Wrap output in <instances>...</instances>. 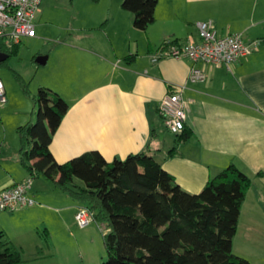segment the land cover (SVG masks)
I'll use <instances>...</instances> for the list:
<instances>
[{
    "label": "crops",
    "instance_id": "crops-1",
    "mask_svg": "<svg viewBox=\"0 0 264 264\" xmlns=\"http://www.w3.org/2000/svg\"><path fill=\"white\" fill-rule=\"evenodd\" d=\"M123 1L104 0L106 10L86 13V25L72 29L66 40L49 37L41 25L42 9L36 21L40 31L20 43L17 57L30 70L19 74L32 94L50 88L70 105L50 151L64 164L91 151L111 162L150 150L182 189L193 194L235 163L252 184L242 205L233 251L250 264H264V0H159L156 20L147 31L134 27V16L122 8ZM203 21L215 22L220 36L242 34L257 41L259 49L230 68L188 59L155 60L165 41L198 40L197 23ZM40 56L47 57L46 64L37 62ZM192 67L204 69L208 79L191 82ZM4 86L0 190L33 179L20 160L17 130L31 119L34 102L22 85L20 89ZM175 88L183 90L186 125L193 135L170 157L176 141L164 135L158 107ZM33 181L30 194L36 204L16 213L0 212V231L22 253L30 248L41 258L54 253L53 230L66 226V213L76 219L84 205L69 202L73 199L55 186L49 205L43 201L48 187H38L36 194ZM50 215L59 222L50 220ZM43 232L49 235L48 243Z\"/></svg>",
    "mask_w": 264,
    "mask_h": 264
},
{
    "label": "trees",
    "instance_id": "trees-1",
    "mask_svg": "<svg viewBox=\"0 0 264 264\" xmlns=\"http://www.w3.org/2000/svg\"><path fill=\"white\" fill-rule=\"evenodd\" d=\"M158 2L124 0L122 8L133 14L135 28L147 31L156 20ZM20 45L8 46L0 38V54L8 55L0 66L9 67ZM16 74L34 102L31 119L17 130L21 163L33 179H46L106 225L104 264H250L233 251L242 205L252 184L251 177L235 163L197 194L183 190L150 150L111 162L91 151L60 164L50 145L70 105L50 88L32 94L29 83ZM160 117L164 130L170 132ZM192 135L187 125L175 134L169 156L174 157L178 146ZM42 236L48 243L49 235L43 232ZM0 264H26L22 251L3 231Z\"/></svg>",
    "mask_w": 264,
    "mask_h": 264
},
{
    "label": "built area",
    "instance_id": "built-area-1",
    "mask_svg": "<svg viewBox=\"0 0 264 264\" xmlns=\"http://www.w3.org/2000/svg\"><path fill=\"white\" fill-rule=\"evenodd\" d=\"M44 0H0V38L8 46L20 44L27 38L37 35L36 21L42 11ZM198 40L189 38L184 42L165 41L155 60L162 58L188 59L194 64L202 62L211 67L230 68L234 63L252 55L259 48L257 41H248L242 34L220 36L215 22L197 23ZM208 73L203 69L192 67L190 81L204 82ZM182 88H175L161 100L158 110L164 117L165 125L172 134L184 131L187 122L186 103L182 97ZM7 102L5 86L0 80V106ZM33 179L15 183L0 190V212L16 213L36 204L30 190ZM92 214L81 207L76 214L80 228L91 223Z\"/></svg>",
    "mask_w": 264,
    "mask_h": 264
},
{
    "label": "rangeland",
    "instance_id": "rangeland-1",
    "mask_svg": "<svg viewBox=\"0 0 264 264\" xmlns=\"http://www.w3.org/2000/svg\"><path fill=\"white\" fill-rule=\"evenodd\" d=\"M41 8L44 11L41 25H44L45 31H49L50 34L48 35L51 39L60 36L62 40L68 39L70 34L74 33L72 29L86 25V13L96 8L106 10L104 0H45ZM38 26L36 24L37 33L41 29ZM46 48L48 49L49 47ZM8 65V68L0 66V76L7 88L11 85L20 89L21 84L17 79L16 72L24 73L27 70L29 71L30 67L17 56H12L8 61ZM163 132L168 139L175 138V134L172 135L168 131ZM78 183L83 185L80 181ZM44 184L48 187L49 191L45 190L47 193H45V200L43 201H47L49 205H53L51 201L55 198L53 193L57 189L53 190L55 189L54 185L48 183L42 177L35 179L34 188L36 194H38L37 189L44 186ZM67 200L74 202L76 205L79 204L70 198ZM66 214V226L61 225V228L54 226V245L56 248L54 253L49 256L42 255L39 258L35 256L32 249L26 248L24 253H22L26 264H104L107 259L104 240L105 233L107 232L106 225L92 219L88 226L80 228L77 225L75 215L71 216L70 212ZM50 217V220L59 222V219L54 220L53 215H50ZM51 223L53 224V222ZM55 224L58 223H54L53 225Z\"/></svg>",
    "mask_w": 264,
    "mask_h": 264
},
{
    "label": "water",
    "instance_id": "water-1",
    "mask_svg": "<svg viewBox=\"0 0 264 264\" xmlns=\"http://www.w3.org/2000/svg\"><path fill=\"white\" fill-rule=\"evenodd\" d=\"M8 58V55L7 54H0V63L5 61L6 59ZM46 60H47V57H43V56H40L38 59H37V62L39 64H46Z\"/></svg>",
    "mask_w": 264,
    "mask_h": 264
}]
</instances>
